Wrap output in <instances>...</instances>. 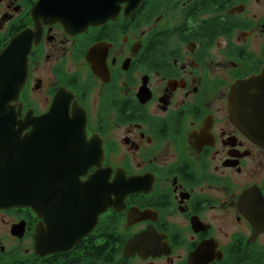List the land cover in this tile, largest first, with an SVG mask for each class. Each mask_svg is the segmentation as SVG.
I'll list each match as a JSON object with an SVG mask.
<instances>
[{
	"label": "flooded vegetation",
	"instance_id": "flooded-vegetation-1",
	"mask_svg": "<svg viewBox=\"0 0 264 264\" xmlns=\"http://www.w3.org/2000/svg\"><path fill=\"white\" fill-rule=\"evenodd\" d=\"M49 1L0 0V57L10 52L13 67H25L10 103L19 130L0 150L28 136L32 168H76L79 177L44 172V220L34 206L0 209V259L264 264V0H142L75 27L52 15ZM107 6L95 16L110 14ZM53 115L71 130L27 124ZM56 148L57 162H47ZM58 180L79 186L68 195L52 188ZM100 190L110 192L101 213ZM60 198L71 224L64 231L84 235L39 257L36 230L51 231Z\"/></svg>",
	"mask_w": 264,
	"mask_h": 264
},
{
	"label": "water",
	"instance_id": "water-1",
	"mask_svg": "<svg viewBox=\"0 0 264 264\" xmlns=\"http://www.w3.org/2000/svg\"><path fill=\"white\" fill-rule=\"evenodd\" d=\"M109 6L105 5V0H50L51 6H48L50 13L54 15L59 21L67 26H88L89 24L99 21L115 18L117 13L122 8L123 4H126L128 8L134 10L138 8L142 0H109ZM44 2V0H42ZM107 6L111 8L112 12L110 14H102L96 17L94 10L98 6ZM74 19H78V22ZM11 58L10 52H5L0 57V74L1 67L4 66V74L1 78L0 75V139L7 138L10 132L15 133L18 125L17 115L14 109L11 108V101H16L19 97L20 90L25 79V67L20 63L18 69L13 67V63L9 62L8 59ZM252 79L245 80L236 86L232 92V102L236 103L237 91L243 86L251 85ZM54 113V112H53ZM27 124L33 125L34 130L44 131L46 129H51L52 131H66L71 130L68 123L55 115L52 116V120H49L47 116L41 118H36L34 120H27ZM66 129V130H65ZM16 137V134L13 135ZM44 138L45 135L37 136ZM64 135L52 136V138H61ZM26 143L17 145L14 149L2 148L0 150V209H11L17 207H31L34 206L36 212L41 219H46L48 205L45 204L43 199H39L41 191L44 190L45 186L50 185L46 179L47 176L44 174L45 171H56L57 174L51 175V178H78L79 169H65L63 167H43L42 169H35L31 167L32 163V149L29 143V138L27 136ZM1 146V144H0ZM60 149L51 150L50 157L48 155V161L55 163L57 162L54 158L56 154L53 151H58ZM38 155H42L45 152L39 149L36 152ZM7 154L10 156H6ZM49 154V151H48ZM47 155V153H46ZM39 162H44L39 159ZM43 171V173H41ZM61 172V173H60ZM103 171L96 174L94 177L102 178ZM60 180L52 182L51 186L68 188L67 194L69 195L70 188H76L79 185L76 184H61ZM35 187L39 188V192L35 193ZM64 190H59L57 192L63 193ZM52 194L56 191L52 189ZM100 213L104 210L105 206L109 203L110 192L105 190H100ZM63 199L60 198L54 202L57 206L52 208V226L53 228L49 233H47L44 224L41 223L36 230L35 234V253L39 257H44L50 253L55 252H66L68 251L84 234L79 232H70L65 230L67 227L71 226L67 222L69 214L65 213L62 204ZM43 203V205H41ZM99 213V214H100ZM78 218V217H76ZM98 215H96V219ZM14 232V229H13ZM73 233V234H71ZM51 235V240L47 242V235ZM73 239H69L70 236Z\"/></svg>",
	"mask_w": 264,
	"mask_h": 264
},
{
	"label": "trees",
	"instance_id": "trees-1",
	"mask_svg": "<svg viewBox=\"0 0 264 264\" xmlns=\"http://www.w3.org/2000/svg\"><path fill=\"white\" fill-rule=\"evenodd\" d=\"M0 264H17V261L11 257V258L4 259V260L0 259Z\"/></svg>",
	"mask_w": 264,
	"mask_h": 264
},
{
	"label": "rangeland",
	"instance_id": "rangeland-1",
	"mask_svg": "<svg viewBox=\"0 0 264 264\" xmlns=\"http://www.w3.org/2000/svg\"><path fill=\"white\" fill-rule=\"evenodd\" d=\"M21 254H23V255H24V253H21ZM21 254H20V255H21Z\"/></svg>",
	"mask_w": 264,
	"mask_h": 264
}]
</instances>
